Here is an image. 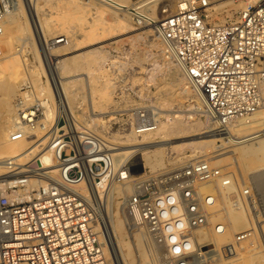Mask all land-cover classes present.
<instances>
[{
    "label": "built area",
    "instance_id": "1",
    "mask_svg": "<svg viewBox=\"0 0 264 264\" xmlns=\"http://www.w3.org/2000/svg\"><path fill=\"white\" fill-rule=\"evenodd\" d=\"M85 1L127 13L140 26H152L199 99L198 113L217 133L219 147L234 146L224 144L233 138L247 141L262 135L264 126L241 136L228 124L264 110V0L249 2L236 19L225 23L208 20L207 0H183L174 12H168L169 0ZM12 4L0 0V18ZM3 27L0 21V36ZM66 40L59 35L42 46L40 84L26 76L14 100L7 139H24L27 147L0 160V264H116L105 211L108 193L121 179L115 167L116 144L78 119L70 107L54 56L46 55L52 45ZM107 61L106 70L111 71L115 63ZM111 79L117 133L154 128L159 121L155 107L146 100L128 103L132 92L119 88L118 76ZM208 159L200 155L174 169L134 178V190L122 203L125 231L133 239L141 232L146 235L159 254L156 264H196L197 255L208 250L199 233L208 226L209 207L218 194L202 193L200 186L228 183L236 174L212 167ZM133 166L123 169L131 172ZM238 183L231 203L249 208L251 185ZM216 229L223 227L217 224ZM252 231L258 234L256 223L236 233L224 252H235Z\"/></svg>",
    "mask_w": 264,
    "mask_h": 264
},
{
    "label": "bare ground",
    "instance_id": "2",
    "mask_svg": "<svg viewBox=\"0 0 264 264\" xmlns=\"http://www.w3.org/2000/svg\"><path fill=\"white\" fill-rule=\"evenodd\" d=\"M15 1L16 0H13V3ZM23 1L25 2V5L27 7L30 16L33 17V28L36 33L47 36L48 34L52 33L55 30V31H60V33H62L63 35H66L67 40L65 43L61 45L51 46L52 54L54 51H59V49L62 47L64 48L66 47L68 49L71 48L76 51V50H80L81 49L80 47L84 48L88 45H94V46H89L90 49L88 50L86 49L79 53L67 54L66 56H63L60 59H58V65H57L59 70L58 73H60L59 77L67 97H69L68 96L69 90H68V85L64 80L63 73L69 72L68 69L71 68L73 64H76V69L80 71L82 69H85L88 65L87 63L90 61L101 60L102 62H104L105 60H107L108 55H105L106 52L105 44H101V43L106 42L105 40H108L106 39V36L115 33L114 37L117 39L113 37L114 40L112 41H117L119 39H122V37L127 33H129L130 31L132 32V29H136L131 26V23L128 21V18L126 19V17H124L126 15L125 13H118L112 11L114 18L109 20L105 16V13L107 11L106 9L108 8L99 5L97 3H94L92 1H85V0H23ZM44 1H52L54 3L53 4L54 6L52 8L56 10L52 12L51 14L52 17H50V19H48L49 17L48 18L42 17L41 9ZM124 1L128 2L130 0H124ZM257 1L258 0H248L247 2H244L243 3L244 8L249 4V2L254 3ZM207 3H208L207 8H209L211 5V1L207 0ZM166 5H168V12H174L180 6H183L184 3L183 0H177V1L169 0ZM17 6L19 5L17 4ZM11 7L12 6L8 7L5 13H7V11ZM157 17H161V15L160 14L157 15ZM5 21L7 20L5 19L1 21L4 28L6 26L4 24ZM24 27H26V25ZM75 27H78L80 31H83L80 37L73 35L74 33L73 29H75ZM150 29H145L144 31L150 32L151 30H153ZM158 42L160 43V45ZM158 42H155V38H153L152 41L150 42L151 43L150 45L152 46V48L158 47V50L160 49L159 51H161V53L159 55H162L163 57L162 60L164 61V64L163 61L161 63L167 69L166 70L167 76L159 78L158 81H155L157 75L155 76L154 71L148 69L147 70L148 74L144 79L147 82H152L155 84L154 86L155 89L154 87H152L154 90L151 91L149 90V92H151L150 94H153L154 96L153 100H155L154 102H156L155 104L160 106L161 108H164L165 106H167L168 108L170 106L183 107V102L185 101V104L188 107H190V112L189 114H186L185 112H182L183 109L176 108L177 110L174 111L176 113L168 115V117L171 116V118L169 117V119L164 118L165 120H159L158 124L154 128L146 132L140 134L133 131L124 134L113 133L111 135L112 141L109 139L110 142L113 143L114 141L118 145L117 147L116 146L114 147L115 167L121 177L120 181L116 182L111 187L107 196V202L105 204V211L107 213L110 233L112 237V240L109 242V249L116 264H133L135 260L134 255L135 252H137V250L138 253L140 252L139 255L142 258L140 264L156 263L159 257L158 254L152 249L153 247L152 248L149 247L150 248L149 252H146L147 248L146 249L144 248L146 245H143V243H144V239L146 240L147 238L142 234V232L136 234L135 239H133L132 237L128 236L125 231L124 219L121 214L122 203L124 199L131 192H133L134 190L133 177L137 173L135 169L129 172L124 170L123 167H128L129 165L138 166V163L141 162L140 160H142V158L145 159L146 164H149L151 167L156 166L158 164H162L163 159H161V155L164 149H170V150L175 149L174 150L176 151L175 156H171L172 153L169 154L171 156L170 157L171 161L173 162V164L174 163L182 164L184 162V154L182 152H179L181 151L179 150V148L183 147V145H180V147H178L179 145L177 146L176 143L174 142L172 143V141H170V139L176 137L184 138V139L188 138V140L186 141L187 143H189L190 146H195V148L202 153L205 152L204 155L211 154L210 157H208L210 164L222 163V166H225L224 169L232 167V170L234 169L236 170L237 168V171H239L238 173H240V176H244L245 172H250L247 171L249 166L246 165L245 163L246 160L251 161L252 163L259 165L261 167L262 165H264V132H262V135L258 137H254L247 141H242L237 138H233L232 140H226L224 144L234 145V146L232 148H229L228 150L216 152V150H218L215 144V141L218 139L217 133L209 128V124L207 120L203 121L201 120V118H198V116H196L198 111L201 109V103L199 99L193 94L191 90L187 88L185 77L182 71L180 70L176 62L169 55L166 54L162 43L159 40ZM97 43H100L101 45H96ZM155 60L156 59H154V61ZM12 63L7 62L3 67L5 69L6 75L7 74L13 75L14 65H12ZM46 89L48 88L46 87ZM145 92L146 89L144 92L142 91V94H144ZM181 92L183 93L185 98L181 96ZM95 93H100V91L95 90L94 95H96ZM143 96H145V94ZM8 100H9V94L3 96V100L1 104L2 121H0V160L3 159L4 157L20 152L27 147V141L24 139L14 140V141H9L7 139L8 131L10 125L13 122V116H14L13 108L11 104L8 102ZM68 102H69V98H68ZM92 114L95 115L96 119L99 120L97 116L98 114L95 111L94 112L92 111ZM188 115H190L191 118L197 117V119L190 120L188 118L189 117ZM83 122L86 125L93 128L92 125L87 124L85 121ZM228 125L232 127V132L235 135L245 136L248 134L259 132L262 130L264 126V110L252 114H248L243 117L235 118L231 120ZM155 141L156 142L165 141L164 144H170V143L171 144L164 148H154L151 150L148 149L146 151H142L136 154H133V152H136L137 149L136 150L134 149V151L125 149V147L136 146V145L139 146V148L150 146L149 143L151 142L155 143ZM182 142L184 143V141ZM12 144L15 149L13 150L12 153H7L9 152L7 150L9 149V147L12 146ZM115 150H117V152ZM3 152H5V155H3ZM194 157L192 156V158ZM232 163L235 166H232L233 165ZM215 168H219V167H215ZM237 175L239 176V174L237 173L232 175L228 183H223L222 181L219 180L214 185H212L211 183H204L200 186V191L202 193L216 191L218 194V200L216 201V203L209 207L210 215H209L208 226L205 230L199 233L200 242L205 239L212 240L213 242H215L216 248L210 250L211 248H213L211 247L206 251H202L201 255H197L198 257L196 264H206L208 261H210L209 263L211 264L212 263H216V264L243 263L242 261L251 255L250 251L253 246L252 242L254 243L253 239L258 237V234H255V232L252 231V235L246 237L243 241H241V243L237 246L235 252L233 251L231 253H225L223 247L234 241L236 232L246 230L247 228L250 229L253 228V224H254L253 221L251 220L252 224H250L251 222L249 221L250 220L249 215L251 211L256 216L257 230L259 235L263 234V233L261 234L260 232L262 230L261 227L262 223L259 220H257V218H259L260 216H264V201L259 191L251 187L254 195L252 200L253 204L250 203L251 208L250 207L247 208L245 205L235 207L231 203V197L229 199L228 194H230L231 192L234 193L239 186L238 183L239 181L237 182L236 180V177H238ZM260 175H264V172L259 170V172L254 174L253 177H255L256 180H259ZM121 198L123 199L121 200ZM217 224L222 225L223 229L221 231H218L216 229ZM250 240H252V242ZM211 245L212 244H209V246ZM208 251H209L208 253L209 256L203 260H199Z\"/></svg>",
    "mask_w": 264,
    "mask_h": 264
},
{
    "label": "rangeland",
    "instance_id": "3",
    "mask_svg": "<svg viewBox=\"0 0 264 264\" xmlns=\"http://www.w3.org/2000/svg\"><path fill=\"white\" fill-rule=\"evenodd\" d=\"M210 1H211V5L209 8L206 9L208 20L211 22H216V23H225V22H229V21L236 19L238 15H240V12L242 11V9H244L243 3L247 2L248 0H210ZM44 2L42 4L43 6L41 9L42 17L43 18L49 17L48 19H50V17H52L51 16L52 12L56 10L52 8L54 6L53 5L54 3L52 1H44ZM17 4L19 6H17ZM106 10H107L105 13L106 18L109 20L113 19L114 16H113L112 11L108 9ZM125 14H123L125 15L124 17H126V19L128 18V21L131 23V26L136 29H132V32L130 31L129 33L124 35L122 39H119L117 41H112L115 38L114 37L115 33L109 34L106 36V39L108 40L110 39V40L109 41L105 40L106 42L101 43V44H105V51H106L105 55H108V58L112 59L115 63L111 71L106 70V64L108 62L107 61L108 58H107V60H105L104 62H102L101 60L90 61L87 63L88 64L87 67L80 71L76 69V64H73V66H71V68L68 69L69 72L63 73L64 80L66 84L68 85V90H69V94H68L69 104H70L71 109L75 112V115L77 116V118L82 121H85L89 125H92L93 128H95V130L102 132L103 134L108 136L110 140L112 139L111 135L113 133L118 132L117 130H118V125H119V124H114L113 113L111 112L112 106L115 103L114 96L112 93L114 87L110 86L112 85V82H113L111 81L112 80L111 75L118 76V80H119L118 86L121 90L126 91V92L127 91L132 92V95L126 98L127 100L125 99L128 103L131 101H135L133 103H136L137 101L139 102V101L146 100L147 103L155 107L154 108L155 114L159 120H165L166 118L169 119V117L171 118V116L168 117V115L176 113L174 111L177 110L178 108L183 109L182 112H185L186 114H189L190 112V107H188L185 104V101L183 102V107L182 106H178V107L170 106L168 108L167 106H165L164 108H161L160 106L155 104L156 102H154L155 100H153L154 96L153 94H150L151 92H149V90L151 91L155 89L154 87L155 84L152 82L145 81L144 78L148 74V71H147L148 69H151L152 71H154L155 76L157 75L156 77L157 80L155 79V81H158L159 78L167 76V71H166L167 69L165 68V66H163L164 64V61L162 60L163 57L162 55H159L161 53V51H159L160 49L158 50V47L152 48V46L150 45L151 44L150 42L152 41L153 38H155V42H158V40L154 35V31L151 30L152 26H146V25L140 26L134 23L132 18L127 13ZM5 19L7 21H5L4 23L6 25L5 28L3 27L4 33L0 36V121H2L1 104L3 100V96L9 94L8 102L11 104L13 108V115H14V100L18 93V89L20 87L22 80L26 78V76H28L33 80V82L36 85H39L41 82V70L40 69L42 66L41 64L42 60H44V56H45L42 50V46L45 45V43L49 44L51 40H54L55 38L53 37L63 35L62 33H60V31H55V30H54L55 32L53 31L47 36L36 33L33 28V17L30 16L27 10V7L25 5V2L23 0H19V1L16 0L13 3L12 7L7 11V13H5L0 18V21H3ZM25 25L26 27H24ZM145 29H150L151 31L146 32L144 31ZM73 32H74L73 35L78 36V37H80L81 34L83 33V31H80L78 27H75V29H73ZM101 44L97 43L96 45H101ZM89 46H94V45H88L84 48L80 47L81 49L76 50V51L74 49H71V48L68 49L65 47L67 49L66 50L64 47H62L59 49V51H54L53 54L50 50L49 52H46V55L48 57H50L49 55L54 56L53 57L54 62L57 63L56 69H57V72H59L58 66H57L58 59H60L63 56H66L67 54L79 53L86 49L88 50L90 49ZM65 52H68V53H65ZM153 58L156 60L154 61ZM162 61H163V64L161 63ZM7 62H10V63L13 62L12 65H14V69H13L14 76L12 74L6 75L5 69L3 67L5 66ZM58 74L60 75V73ZM152 87H154V89ZM145 89H146V92L144 93L145 96H143L144 94H142V91L144 92ZM95 90L100 91V93H95L96 95H94ZM181 96L185 98L182 92H181ZM92 110H94L98 114L97 116L99 120L96 119V116L92 114ZM180 112H177V113H180ZM188 116L190 120L197 119V117L191 118L190 115ZM196 116H198V118H201V120L203 121L206 120L199 113H197ZM100 118L102 121L100 120ZM181 140L184 141V143ZM186 140H188V138L184 139V138L176 137V138L170 139L172 143L174 142L176 143L177 146L179 145L178 147H180V145H183V147L179 148V150H181L179 152H182L184 154V162L187 159L192 158V156L194 157L196 155L195 157H197L202 154L203 155L205 154V152L202 153L198 149H196L195 146H190ZM160 142L161 141H157V142L155 141V143L151 142L152 144L149 143L150 146H145L142 148H139V146L136 145V146L125 147V149L126 150L128 149L130 151H134V149L135 150L137 149L136 152H133V154H136L142 151H146L148 149L151 150L154 148H164L171 144V143L164 144L165 141H162L161 143ZM113 143L116 144V142L114 141ZM215 144L218 148L216 152L225 151L233 147V146L219 147L218 145L219 142L217 140L215 141ZM117 146L118 145L116 144V147ZM11 147H9V149L7 150L9 152L7 153H12L13 150L15 149L13 144ZM171 150L164 149L161 155V159H163L162 164H158L153 167H151L149 164H146V160L142 158V160H140L141 162L138 163V166L136 165H135L136 167L133 166V170L135 169L137 173L135 174L133 179L144 172H146L149 175H155L157 173L171 170L179 166L180 164L178 163L173 164V162L171 161L170 157L176 155V151H174L175 149H171ZM115 151L117 152V150ZM169 154H171V156ZM3 155H5V152H3ZM210 155L211 154H207L206 157H210ZM245 163L246 165L249 166V167L247 166L248 167L247 171H250V172H245L246 176L245 175L240 176V173H238L239 171H237L236 167H235L236 170L235 169L232 170V167L227 168L225 170L235 171V173L239 174V176L237 175L238 181L239 182L240 181L249 182L251 187H253V189H256L259 191L264 201V191H263L264 190V177H263L264 175H260L259 180H256L255 177H253V175L259 172V170L264 172V167H263L264 165H262L261 167L248 160H246ZM211 165L212 167H221L222 163L211 164ZM232 166H235V165L233 164ZM224 167L225 166H222L221 168H224ZM228 195L230 199V197L235 195V192L234 193L231 192ZM122 199L123 198H121V200ZM249 219H250L249 221L251 222L250 224H252V221L253 223L257 224L256 216L253 214L252 211L250 212ZM257 220H259L262 223V226H261L262 230L260 232L261 234L263 233L262 235L264 236V227H263L264 216H260L259 218H257ZM142 234L146 237V235L143 232ZM262 235H259L258 233V237L253 239L254 243L252 242V240H250L253 244L251 251H250L251 255L248 258H245V260H243L242 261L243 263L241 264L264 263V238ZM203 241H206L207 243L212 244L211 246L207 247V249L211 247L213 248H211L210 250L216 248L215 242H213L212 240L205 239ZM144 243L143 245H146L144 248L145 249L147 248L146 252H149V249L153 247V244H151L152 242L147 238L146 240L144 239ZM209 251L206 252L205 255L199 260H203L206 257H208ZM139 254L140 252L138 253V250H137V252H135V255H134L135 260L133 264L141 263L142 258ZM209 262L210 261H208L206 264H211ZM156 263H153V264H156ZM212 264H216V263H212Z\"/></svg>",
    "mask_w": 264,
    "mask_h": 264
}]
</instances>
